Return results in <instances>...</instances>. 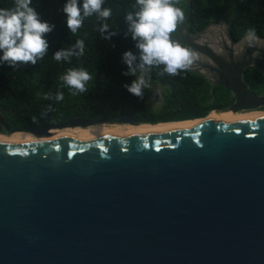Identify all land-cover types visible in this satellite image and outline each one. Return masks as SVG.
I'll list each match as a JSON object with an SVG mask.
<instances>
[{"label": "water", "instance_id": "obj_1", "mask_svg": "<svg viewBox=\"0 0 264 264\" xmlns=\"http://www.w3.org/2000/svg\"><path fill=\"white\" fill-rule=\"evenodd\" d=\"M178 34L216 61L197 45L204 33L181 23ZM227 36L219 83L234 102L207 118L48 115L0 138V264H264V110L241 112L264 106L242 80L250 67L264 78V40ZM208 70L187 71L210 80Z\"/></svg>", "mask_w": 264, "mask_h": 264}, {"label": "trees", "instance_id": "obj_2", "mask_svg": "<svg viewBox=\"0 0 264 264\" xmlns=\"http://www.w3.org/2000/svg\"><path fill=\"white\" fill-rule=\"evenodd\" d=\"M66 3L67 0H32L30 7L36 9L41 19L56 26L45 36L49 49L43 60H38L35 66L19 64L15 69L0 64V111L9 132L38 130L48 115L52 124L76 118L108 120L122 115L130 117L135 124L183 122L208 117L211 111L232 101L221 88L211 91L202 77L188 71L175 76L162 74L163 66L153 67L150 72V78L162 88V104L150 103V93L145 91L143 99L133 96L124 85H130L135 77L122 75L127 71L122 57L126 51L137 52L131 36L124 38L125 16L134 11L132 5L136 0H105L103 7L111 9V17L104 21L93 14L84 19L75 34L67 28L63 12ZM82 4L80 0L81 8ZM14 6L15 0H0L2 9ZM176 6L184 11L185 27L190 33L222 19L237 40L247 35L249 29L264 39V0H179ZM105 22L111 31H119L111 41L99 31ZM77 40L84 41L82 56H74L70 62L53 58L56 51L75 45ZM70 68H83L92 76L85 92L73 94L74 90L60 80ZM49 93L53 99H44ZM58 93L64 97L59 102L54 99ZM45 111L47 115L42 116ZM33 117L38 123H33Z\"/></svg>", "mask_w": 264, "mask_h": 264}, {"label": "clouds", "instance_id": "obj_3", "mask_svg": "<svg viewBox=\"0 0 264 264\" xmlns=\"http://www.w3.org/2000/svg\"><path fill=\"white\" fill-rule=\"evenodd\" d=\"M105 0H67L63 7L66 14L67 28L71 33H77L87 17L96 14L100 20L106 21L111 17L110 8L103 7ZM179 0H136L132 5L134 11L125 16L127 29L124 38L131 36L137 52L126 51L122 62L127 65L124 76H133L131 84L124 88L133 96L144 98V89L149 87L146 75L153 67L163 66V73L171 76L179 75L181 71L189 70L197 59L196 54L182 46L172 38L178 26L185 20L184 11L177 7ZM32 0H15L11 9L0 8V64H7L15 69L17 65L31 64L35 66L38 60H43L48 54L49 42L46 34L54 31L55 25L41 19L35 8L30 7ZM104 38L111 41L119 35V31H111L105 22L99 28ZM254 29H249L246 35L248 45L254 46L257 41ZM84 41L77 40L75 45L56 51L53 58L56 61H69L72 57L84 54ZM115 47V45H113ZM92 76L83 68H70L61 77L64 85L73 89V94L86 91V83ZM63 93H58L54 99L63 100ZM44 99H53L51 94ZM50 107V106H49ZM47 115V111L41 114ZM33 123H38L33 117Z\"/></svg>", "mask_w": 264, "mask_h": 264}, {"label": "flooded vegetation", "instance_id": "obj_4", "mask_svg": "<svg viewBox=\"0 0 264 264\" xmlns=\"http://www.w3.org/2000/svg\"><path fill=\"white\" fill-rule=\"evenodd\" d=\"M183 24H184V28L188 30V28L185 27V20L183 21ZM228 30L230 32L231 42H233L234 44L239 43L241 41V39L245 36V35L242 36L238 40L235 39L231 35V30H230L229 24L222 19L217 20L215 23H210L201 31L191 33L193 35L199 34V33L200 34L204 33L202 36L203 39L197 41L198 47L203 46L207 43L208 47L216 55H219V56H217L216 61H211L210 59H207V58L201 56L200 54L196 53L197 57L202 58L204 60V62L210 68V71L208 70V72L211 74L210 80L205 79V78H203V79H205V81H206L205 83L209 84L211 91L215 88H221L224 91L228 92L230 97L232 98V101L230 103H228L224 106H221L217 109L230 106L234 102L233 97L231 95V92L228 91L227 89H225L219 83L221 81V72L224 71V69L230 68V64H228L229 63L228 57L224 58V55L221 54L223 51L226 52L228 49V47L224 46V44H226V45H227V43L229 44L230 39L227 36ZM172 35L174 37H179L178 28H177V31L175 33H173ZM262 40H264V39H262ZM225 59H227V60H225ZM200 64L204 65L203 63H199V61H198V63H197V61H194L193 67L198 68ZM146 77H147V81L149 83V87L144 89V91L147 93H150V96L148 97V101L150 103L155 104L156 106H159L162 104V101H161V99H162V96H161L162 88L159 85V83H157L156 81H154L153 79L150 78V73H148L146 75ZM242 80L253 93L257 94L258 96H261L263 94V92H264V78L255 68L250 67V68H247L246 70H244V72L242 74ZM259 110H264V106H261L255 110H244L241 112L259 111ZM0 118L3 120V122L5 124V127L2 124H0V133H3L5 131H9L6 128V122L4 120L2 112L0 113ZM77 119H79V118H77Z\"/></svg>", "mask_w": 264, "mask_h": 264}, {"label": "bare ground", "instance_id": "obj_5", "mask_svg": "<svg viewBox=\"0 0 264 264\" xmlns=\"http://www.w3.org/2000/svg\"><path fill=\"white\" fill-rule=\"evenodd\" d=\"M228 113H231V112H228ZM210 114H215V113H210ZM188 121H192V120H188ZM175 123V122H174ZM101 124H108V123H101ZM101 124H95V125H101ZM93 126V125H92ZM50 132H53V131H50ZM21 135H29L27 133H16L12 136H3V135H0V138H4V137H13V136H21Z\"/></svg>", "mask_w": 264, "mask_h": 264}, {"label": "rangeland", "instance_id": "obj_6", "mask_svg": "<svg viewBox=\"0 0 264 264\" xmlns=\"http://www.w3.org/2000/svg\"><path fill=\"white\" fill-rule=\"evenodd\" d=\"M179 27V26H178ZM212 112V111H211ZM195 120V119H194ZM64 130H69V128H67V129H64Z\"/></svg>", "mask_w": 264, "mask_h": 264}]
</instances>
